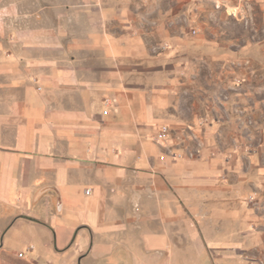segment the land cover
Instances as JSON below:
<instances>
[{
  "label": "crops",
  "instance_id": "1",
  "mask_svg": "<svg viewBox=\"0 0 264 264\" xmlns=\"http://www.w3.org/2000/svg\"><path fill=\"white\" fill-rule=\"evenodd\" d=\"M201 5L0 0V264H264V144L203 105L243 58L191 35Z\"/></svg>",
  "mask_w": 264,
  "mask_h": 264
},
{
  "label": "rangeland",
  "instance_id": "2",
  "mask_svg": "<svg viewBox=\"0 0 264 264\" xmlns=\"http://www.w3.org/2000/svg\"><path fill=\"white\" fill-rule=\"evenodd\" d=\"M201 4L200 26L194 27L189 24L190 21H186L191 35L198 37L203 34L202 37L208 43L209 40H219L234 51L231 54L234 58H243L242 61L233 60L226 64L218 61L213 68L207 64L202 69L205 81L199 85L201 95L215 96L202 101L203 105L211 107L218 120L227 125L226 138L237 146L235 152L239 147L240 152L241 145H246L248 149L263 145L264 50H260L259 45L264 43V12L253 4V0H201ZM238 5L240 8L237 9ZM193 31H197V35ZM242 46L249 50L241 52ZM210 80L213 81L212 85ZM190 128L193 131L189 132V138L196 142V147L182 143L184 138L181 135L177 146L188 154L199 151L201 158L203 145L200 134L193 126ZM250 202L260 205L259 195L251 197Z\"/></svg>",
  "mask_w": 264,
  "mask_h": 264
},
{
  "label": "built area",
  "instance_id": "3",
  "mask_svg": "<svg viewBox=\"0 0 264 264\" xmlns=\"http://www.w3.org/2000/svg\"><path fill=\"white\" fill-rule=\"evenodd\" d=\"M193 34L194 35H197V31H193ZM169 137H170V129H169V127L168 126H162L161 127V133H160V136H159V138H158V143H160V142H164V141H166V140H168L169 139ZM188 150V149H187ZM186 151V150H185ZM190 154V155H189ZM188 155L191 157V158H196V159H198V158H200V152L199 151H197V153L196 154H193V153H189ZM174 156V158L175 159H177V158H181L182 156H183V154L181 153V154H174L173 155ZM90 190H88L87 191V194H90ZM19 257H21V258H23L24 257V254L23 253H21V254H19Z\"/></svg>",
  "mask_w": 264,
  "mask_h": 264
}]
</instances>
